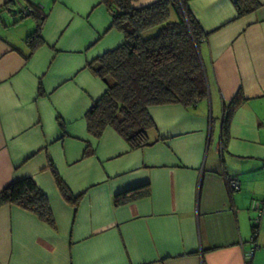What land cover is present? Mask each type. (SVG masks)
<instances>
[{
    "label": "crops",
    "instance_id": "0c3cea01",
    "mask_svg": "<svg viewBox=\"0 0 264 264\" xmlns=\"http://www.w3.org/2000/svg\"><path fill=\"white\" fill-rule=\"evenodd\" d=\"M234 1L189 2L207 34L208 96L149 106L153 143L133 150L112 127L92 136L85 120L107 88L87 65L124 42L111 12L100 0H0V191L31 177L55 224L1 205L0 264H264V0L243 16ZM26 8L44 17L34 49ZM238 91L223 143V106ZM142 184L148 196L114 206Z\"/></svg>",
    "mask_w": 264,
    "mask_h": 264
},
{
    "label": "trees",
    "instance_id": "16d2710c",
    "mask_svg": "<svg viewBox=\"0 0 264 264\" xmlns=\"http://www.w3.org/2000/svg\"><path fill=\"white\" fill-rule=\"evenodd\" d=\"M135 1L100 0L112 14L111 27L123 34L124 42L87 65L107 88L85 113L89 134L98 138L106 127H112L133 150L153 143L149 131L155 124L148 113L149 106L178 103L192 107L208 96L199 55V46L207 34L189 9L191 0H156L141 7H134ZM233 5L238 16H243L261 3L235 0ZM37 12L32 11L37 20L35 30L25 40L32 49L43 44L40 32L44 17ZM171 12L175 15L173 21ZM155 27L159 28L154 35H144ZM244 100L238 91L223 106V143L232 113ZM54 176L65 200L76 205L80 197L71 195L56 171ZM149 194L148 184H142L115 194L113 204L121 206ZM3 204L16 205L55 226L48 199L31 177L14 180L3 188L0 206Z\"/></svg>",
    "mask_w": 264,
    "mask_h": 264
},
{
    "label": "built area",
    "instance_id": "2783aa9c",
    "mask_svg": "<svg viewBox=\"0 0 264 264\" xmlns=\"http://www.w3.org/2000/svg\"><path fill=\"white\" fill-rule=\"evenodd\" d=\"M31 12H32L31 8H26L25 10H23L22 15H27V14H29ZM222 151H223V145H220L219 146V152L221 153ZM228 186L232 190H238L239 187H240V181L238 179H236V178L230 179L228 181ZM258 223H259V218H255L253 220V224H252V232H253V238L252 239H254V237L257 234V230H258V226L257 225H258ZM253 250L254 249L251 248L248 252H246V256L248 257V259L252 256Z\"/></svg>",
    "mask_w": 264,
    "mask_h": 264
},
{
    "label": "rangeland",
    "instance_id": "374dc122",
    "mask_svg": "<svg viewBox=\"0 0 264 264\" xmlns=\"http://www.w3.org/2000/svg\"><path fill=\"white\" fill-rule=\"evenodd\" d=\"M170 20L171 21L175 20V15L173 14V12H171V19ZM158 28L159 27L152 28L151 30L147 31L144 35L146 37L152 36V35H154L157 32Z\"/></svg>",
    "mask_w": 264,
    "mask_h": 264
}]
</instances>
